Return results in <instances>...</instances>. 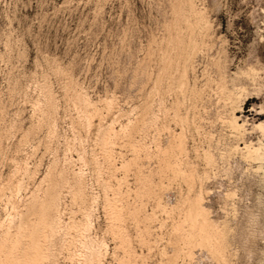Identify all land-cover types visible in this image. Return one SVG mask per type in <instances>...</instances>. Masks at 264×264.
Wrapping results in <instances>:
<instances>
[{
  "label": "rangeland",
  "instance_id": "rangeland-1",
  "mask_svg": "<svg viewBox=\"0 0 264 264\" xmlns=\"http://www.w3.org/2000/svg\"><path fill=\"white\" fill-rule=\"evenodd\" d=\"M263 153L264 0H0V241L63 172L43 264H264Z\"/></svg>",
  "mask_w": 264,
  "mask_h": 264
},
{
  "label": "bare ground",
  "instance_id": "bare-ground-1",
  "mask_svg": "<svg viewBox=\"0 0 264 264\" xmlns=\"http://www.w3.org/2000/svg\"><path fill=\"white\" fill-rule=\"evenodd\" d=\"M191 5H190L191 6L190 11L192 10V12L197 13L196 9L193 6V1H192ZM177 7L179 8L180 6H177ZM180 10L181 9H179L178 11H180ZM200 14L202 15V13H200ZM202 16H200V17H202ZM203 20H204V18H203ZM203 20H201V22ZM195 48L197 49V47H195ZM168 65H170V64H168ZM158 82H157V85H158ZM156 87L158 88V86H156ZM225 92H227V91L225 90ZM195 95H196V93H195ZM225 95H226V93H225ZM47 98H49V97H47ZM79 98H80L79 99V104L81 106H83V108L85 107L86 114H88V106L90 105V101L83 94H80ZM231 99H232V97H231ZM150 113H151V111H150ZM86 117H88V116H86ZM149 117H150V115H149ZM150 119H152V118L150 117ZM154 119H153V121H154ZM87 123L90 124V121L87 122ZM150 123H154V122H152V120H151ZM230 124L236 130L244 131L243 130L244 129L243 128L244 124L239 119V116L232 117V120H231ZM111 132L112 131H109L107 133L108 134L110 133L109 135H111V134H113ZM108 134H106V140L109 139L108 138ZM249 145L250 144L246 143L241 148L244 153H246L249 156H252L254 154H259L260 153L259 152L260 148H253V145H252V148H251V145L250 146ZM159 147H160V154L162 152H165V154H166V150H164V147H162L161 145ZM149 154H151V153H149ZM263 155H264V153H263ZM111 156H112V151H111L110 158H111ZM169 157H171V156L169 155ZM169 157H168V154H167V156L164 155L162 158L160 157L161 161L164 160L166 162V164H163V162L160 163L159 171H160L161 177H164L166 175L167 171H169L172 168V160ZM152 160H153V158H152ZM173 160H174V158H173ZM180 161H181L180 159H179V161L176 160V162H174L175 165L173 166V168L175 170L178 169L179 172L182 171V168L180 166V164H182V162H180ZM182 167H183V165H182ZM168 168H170V169L168 170ZM148 169H149V173L146 175V179H147V182L152 183L154 181V179H153L154 169H153V167H152V165L150 163L148 165ZM53 174H54L52 176L53 181L50 182V184H48V186L43 189L42 193H41V190H42L41 188H39L38 192L35 191V193H32L33 197H30V199L31 198L32 199L29 200V201H28L29 198L27 199V202H28V203L26 202L27 204H24L19 199H15L14 200V206L19 208V207L25 205V207H27V209H26V211H24L25 209L24 210H20V215L19 214L17 215V216H20L18 222H17V219H16L17 216L15 217L16 221L13 220L12 226L17 225L15 227L18 228V232H17L18 234L17 235H18L19 238L18 239H13V236L11 235L12 232L10 233V231H8L7 232V237L0 241V264H43V263L40 262V258H39L42 254H40L38 251L35 253V251L33 249L29 250L28 248L31 247V245L40 246L42 249L44 247H48V249H50L52 253H54L56 248L58 249V247H56V246H58L57 245L58 243H56V241L54 239V237H56V236H54V232L56 230H58V229L63 227V221H62V217H61L60 211L62 209L61 197H62V193H63V188L65 187V185L63 184L64 180H62V182H61V181H58V179L59 178L60 179L65 178V176L63 175V172L62 173L60 172V175H58V178L55 175V173H53ZM76 175H78V174H76ZM79 176H80V174H79ZM22 184H21V186H22ZM85 186L86 185L83 184V182L81 180H79L78 181V187H75L77 189V190H75V192L78 191V192H80L81 194H83L86 197L87 192H86ZM191 210H193V211L190 214V219L193 218V219H196L197 222L198 221L200 222L199 228H198V234L204 236L206 239L207 238L209 239V238L213 237L215 239V243L217 242L219 244L218 246H215V249L220 254H224V252H225V243H226L225 232L223 230L218 229V227L216 225H214L213 223H211L208 218H205V219H203L201 221L200 215H202V210L200 209L199 205L196 204L195 207L192 208ZM14 222L15 223L17 222L18 224H14ZM72 225L78 227L80 231L82 230L81 229V227H82L81 223L73 222ZM192 233L193 232H189V233H187V235H192ZM190 239L191 238H189L188 240H190ZM65 240H68V239H65ZM6 241H11V245L9 246L6 243ZM74 242H75V240L71 241V243H74ZM85 244H86V246L90 247L89 243H85ZM58 250H60V249H58ZM96 250L97 249H95V251H90V252H96ZM95 255H96L95 253H93V255L91 254V256L89 254V258L91 257L90 258V261H91L90 263H92V261L95 260L94 259ZM97 255H99V253ZM45 258H47V257H45ZM52 264H54V263L52 262ZM95 264H97V263L95 262Z\"/></svg>",
  "mask_w": 264,
  "mask_h": 264
}]
</instances>
